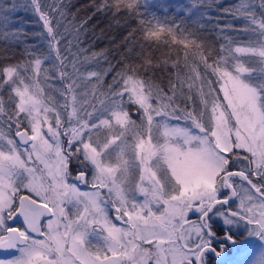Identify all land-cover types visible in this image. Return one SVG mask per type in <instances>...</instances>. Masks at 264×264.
<instances>
[{"label":"snow or ice","instance_id":"snow-or-ice-1","mask_svg":"<svg viewBox=\"0 0 264 264\" xmlns=\"http://www.w3.org/2000/svg\"><path fill=\"white\" fill-rule=\"evenodd\" d=\"M0 264H264V0H0Z\"/></svg>","mask_w":264,"mask_h":264},{"label":"trees","instance_id":"trees-1","mask_svg":"<svg viewBox=\"0 0 264 264\" xmlns=\"http://www.w3.org/2000/svg\"><path fill=\"white\" fill-rule=\"evenodd\" d=\"M72 3L76 6V7H79L80 4H85L87 3V0H72ZM76 8H72L70 9V11H75ZM85 15L84 12H80L78 14V19L83 17ZM96 23V20L94 19L93 21H91L88 25V28H89V32H88V35L87 37L85 38V42L86 43H91L94 39H95V36L93 35L92 31H91V28H92V25ZM100 27H105L106 28V25L104 24H101ZM29 31H39V27L38 26H34V27H30L28 29ZM99 33V28L96 29V34ZM112 36H115L116 38V41L119 42V40L122 38L123 36V32L122 31H117V30H107L106 29V35L104 36V38L102 40H97L96 41V48L99 49L101 47H105V46H110L109 45V37H112Z\"/></svg>","mask_w":264,"mask_h":264}]
</instances>
